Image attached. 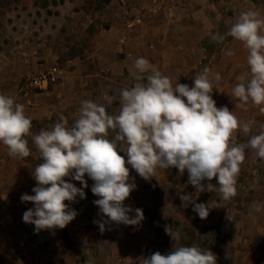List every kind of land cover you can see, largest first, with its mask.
<instances>
[{
  "label": "rangeland",
  "instance_id": "rangeland-1",
  "mask_svg": "<svg viewBox=\"0 0 264 264\" xmlns=\"http://www.w3.org/2000/svg\"><path fill=\"white\" fill-rule=\"evenodd\" d=\"M248 9L264 16V0H0V79L8 84V92L29 100L25 105L28 112H34L31 132L35 135L50 129L61 114L71 126L83 100L103 104L109 114H118L121 90L137 82L130 70L138 57L147 58L163 74L189 86L195 73L208 66L222 77L212 93L217 107L227 106L242 121H256L251 133L236 132L237 143L246 144L251 135L264 130L260 127L264 113L250 101L245 104L231 97L238 82L225 81V60L229 58L225 45L234 40L226 35L231 25ZM215 33L225 35V40L213 41ZM233 46L230 49L236 59H232L247 64L242 42ZM53 65L64 76L57 86L43 92L32 89L29 77ZM114 135L110 130L109 137ZM27 139L30 155L23 159L34 170L42 159L31 136ZM128 167L137 187L124 203L141 208L145 219L139 226L112 223L103 233L93 223L102 217L94 204L99 197L91 191L94 182L87 174L86 198L65 201L78 213L74 220L63 229L39 232L22 219L33 203L20 200L24 193L34 194L36 181H27V177L7 180L0 193L7 224L0 223V228L16 235L18 231L23 237L36 234L34 239L27 237V245L19 247L13 241L0 247V264L17 258L15 248L27 255L26 260L18 257V264H140L156 251L168 254L173 249L175 241L165 232V225L179 228L176 246L196 244L213 251L217 264H234L237 258L227 253L243 244L239 238L243 219L253 226L260 216L264 223V159L250 147L245 148L240 166L237 194L230 200L216 191L196 192L188 182L187 170L181 175L176 168L158 169L157 177L146 181ZM65 179L82 187L79 181ZM17 183L20 187L14 188ZM188 193L196 203L211 206L206 219L193 211L192 204L183 205L180 195ZM254 205L261 210L255 211Z\"/></svg>",
  "mask_w": 264,
  "mask_h": 264
},
{
  "label": "clouds",
  "instance_id": "clouds-1",
  "mask_svg": "<svg viewBox=\"0 0 264 264\" xmlns=\"http://www.w3.org/2000/svg\"><path fill=\"white\" fill-rule=\"evenodd\" d=\"M226 35L242 42L248 53L249 71L237 77L231 97L245 104L250 101L264 113V16L254 9L242 11ZM225 38L219 33L211 35L216 42ZM225 54L235 53L229 49ZM130 75L137 82L121 90L118 114H109L103 104L83 100L71 126L61 114L50 129L35 135L25 106L0 93V143L7 146L10 156L25 158L30 155L27 137L31 136L42 159L32 171L34 194L20 197L22 203L34 205L22 219L33 224L36 232L63 229L74 220L78 213L65 201L86 198L85 174L94 182L92 193L99 197L94 204L102 219L93 223L103 233L112 223L139 226L145 219L141 208L124 203L137 187L128 166L146 181L157 177L158 169L176 168L181 175L187 170L188 182L196 192L216 191L230 200L237 194L245 148L264 159V130L251 135L246 144L236 141L237 130L251 133L255 119L245 122L227 106L217 107L212 93L218 89L220 73L205 66L189 86L138 57ZM110 130L115 133L111 138ZM66 177L81 182L82 187ZM180 199L185 207L192 204L201 219L208 217L209 204L196 203L191 193ZM254 209L259 212L261 207L254 205ZM165 232L175 241L173 249L168 254L156 251L140 264H217L216 254L208 248L176 246L179 228L165 225Z\"/></svg>",
  "mask_w": 264,
  "mask_h": 264
},
{
  "label": "crops",
  "instance_id": "crops-1",
  "mask_svg": "<svg viewBox=\"0 0 264 264\" xmlns=\"http://www.w3.org/2000/svg\"><path fill=\"white\" fill-rule=\"evenodd\" d=\"M240 45V42L237 40H232L229 43L225 45V49H230L231 46L233 45ZM235 45L233 47H235ZM228 47V48H227ZM235 57L229 56L227 60H225V81L228 79H232L234 81H237V77L248 72L249 71V66L248 64L242 63V62H236L233 59ZM236 59V58H235ZM229 62L230 66H229ZM229 66L228 68H226ZM2 77V76H1ZM63 79L64 76H61ZM60 79V80H61ZM59 80V81H60ZM58 83L54 85V87L57 86ZM7 83L3 82L2 79H0V93H3L5 95L12 96L16 99L18 103H21L25 106V113L28 116L32 117V114L34 115V112H28L27 106L25 105V101H29L26 99L23 95L17 94L14 91L13 92H8L7 91ZM226 86V82H225ZM227 87H230L227 84ZM39 94H36V96ZM36 114V113H35ZM32 169L31 166L27 163V161L23 158L20 157H13L8 154V148L7 146L3 145L0 143V193L4 192L5 190L3 189L4 183H6L7 180L11 181H20L21 178L23 179L24 177H27V181L31 180L33 178L32 176ZM30 177V178H29ZM19 183V182H18ZM16 184L14 188H19V184ZM2 194V193H1ZM5 211L3 208L0 206V223L4 226L7 224L5 221ZM255 220V221H254ZM253 220V226H251L249 220L243 219V222L241 223L242 229L240 232V240L243 241V244L238 246L237 249H232L227 253L231 258L236 257V261L234 264H264V223L262 222V218L259 216L257 219ZM240 225V223H239ZM240 227V226H239ZM250 227H252V230ZM247 228V229H246ZM251 229V230H250ZM33 233V234H32ZM25 234L23 235L18 231L17 234L14 232H10L6 228H0V247H5L7 243L9 242H15L16 244L20 245L25 243L27 245V241L30 237L34 239V232ZM29 235V236H28ZM249 244V245H248ZM11 246V245H10ZM24 246V245H23ZM243 246V247H242ZM16 250L18 253L14 254L15 257L22 258L23 260H26L27 255H22L23 251H19L18 248L13 249V251ZM1 251V249H0ZM1 253V252H0ZM0 256H2L0 254ZM7 257V256H5ZM15 258V260L17 259ZM15 260H9L7 261L6 264H18L15 262Z\"/></svg>",
  "mask_w": 264,
  "mask_h": 264
},
{
  "label": "built area",
  "instance_id": "built-area-1",
  "mask_svg": "<svg viewBox=\"0 0 264 264\" xmlns=\"http://www.w3.org/2000/svg\"><path fill=\"white\" fill-rule=\"evenodd\" d=\"M61 75L62 70L57 65L50 66L45 70L31 75L28 79L29 86L38 92L47 91L51 86L57 83Z\"/></svg>",
  "mask_w": 264,
  "mask_h": 264
}]
</instances>
